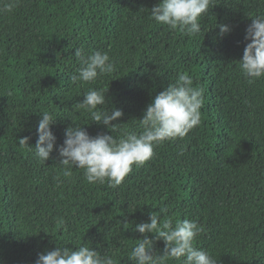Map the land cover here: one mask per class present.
Here are the masks:
<instances>
[{
    "label": "trees",
    "instance_id": "16d2710c",
    "mask_svg": "<svg viewBox=\"0 0 264 264\" xmlns=\"http://www.w3.org/2000/svg\"><path fill=\"white\" fill-rule=\"evenodd\" d=\"M159 2L18 0L12 12L0 10V264H35L57 246L82 244L113 264H134L130 253L145 235L135 226L160 208L161 224L202 226L193 245L216 264H264V78L248 83L239 66L264 0H211L195 36L155 22ZM218 25L229 31L221 35ZM77 48L107 51L114 71L73 84ZM179 74L203 89L199 126L156 146L117 187L90 184L81 169L63 176L58 147L68 126L93 137L139 134L146 107ZM90 88L106 91L105 110H122L115 129L78 107ZM44 112L55 119V144L43 163L34 147ZM24 137L33 149L19 144ZM163 248L155 240L153 252Z\"/></svg>",
    "mask_w": 264,
    "mask_h": 264
},
{
    "label": "clouds",
    "instance_id": "9594fccd",
    "mask_svg": "<svg viewBox=\"0 0 264 264\" xmlns=\"http://www.w3.org/2000/svg\"><path fill=\"white\" fill-rule=\"evenodd\" d=\"M211 0H160L151 8L150 17L157 23L167 25L171 30H179L189 36L200 33L199 21L208 13ZM18 0L3 5L0 9L12 12ZM220 34L229 31L227 25H218ZM246 44L240 71L248 83L264 78V15L251 18L246 29ZM75 57L80 61L76 72L69 77L75 84L94 83L100 76L114 71V63L107 51L95 50L85 53L82 48L75 50ZM193 80L187 74H179L176 83L169 84L159 92L146 107L143 118L139 120L141 131L129 133L119 139L111 135L90 136L81 125H70L65 129L63 145L58 147L62 158L63 176L70 178L73 168L83 170V175L90 184L119 186L132 171V166H143L154 156V148L164 141L183 139L190 130L201 122L203 107V89L193 87ZM104 89L90 88L78 107L90 113L91 121L103 124L111 130L118 124H112L123 116L120 109H104L107 103ZM55 119L50 113L41 114L36 128L38 139L35 143V156L45 162L49 159L55 144V136L50 124ZM28 137L21 138L19 144L28 147ZM59 179V177H57ZM167 212L160 208L158 213L149 214V222L136 224L135 231L145 234L144 238L133 247L129 260L134 264H168L171 260L180 264H216L206 251L194 247L195 237L204 231L196 221L183 219L174 225L171 219L160 223V215ZM63 223V221H60ZM147 233L155 234L153 239ZM155 240H163V254L153 252ZM35 264H113L111 256L101 255L87 244L75 247V250L57 246L54 250L39 254Z\"/></svg>",
    "mask_w": 264,
    "mask_h": 264
}]
</instances>
